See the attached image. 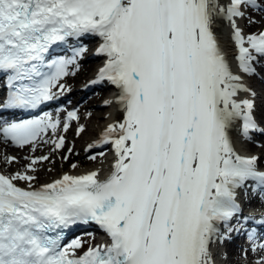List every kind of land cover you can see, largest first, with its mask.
I'll return each mask as SVG.
<instances>
[{"label": "snow or ice", "instance_id": "snow-or-ice-1", "mask_svg": "<svg viewBox=\"0 0 264 264\" xmlns=\"http://www.w3.org/2000/svg\"><path fill=\"white\" fill-rule=\"evenodd\" d=\"M256 12L264 16V0H0V73L10 90L0 108L56 99L53 89L63 93L60 81L76 60H48L50 50L93 35L107 60L92 83L116 86L124 113L103 135L116 154L103 180L99 171L66 174L35 189V176L0 174V264H216L214 247L237 231L240 196L264 195L259 157L241 156L232 139L233 131L264 134L259 95L245 82L264 79V31L246 34L240 24L256 23ZM225 24L239 73L218 34ZM75 119L76 111L67 114ZM60 125L46 113L0 122V136L24 147ZM244 220L264 228V217ZM92 223L109 243L86 251L79 238L62 244L65 230ZM248 240L264 250V233Z\"/></svg>", "mask_w": 264, "mask_h": 264}, {"label": "bare ground", "instance_id": "bare-ground-1", "mask_svg": "<svg viewBox=\"0 0 264 264\" xmlns=\"http://www.w3.org/2000/svg\"><path fill=\"white\" fill-rule=\"evenodd\" d=\"M240 23H241V21H240ZM258 32H260V31H258ZM218 34L220 35L221 39L224 42L225 51L228 54V59L232 65L233 71L238 73V71H239L238 61L235 59L238 52H237L236 47L234 46V44L232 43V41L229 38L230 29L225 24L219 29ZM86 36H88L91 39H92V37L95 38V40H91L89 42L86 41V42L81 44L83 50L85 49L88 52H91L89 57L93 60V62L87 64L86 67H87V69L91 70L90 72H91L92 76L84 84H80L79 82H81V80L76 79V78L73 81L68 80V81L64 82L63 85L66 88L74 87L73 91H71L69 93H66V92L60 93L57 91V98L55 100H59L61 102V101L66 100L67 98H69V101H71V103H69L67 101L65 103L63 102L64 106H63L62 110L59 112H56V111L52 112L54 110L51 109L52 115L56 117L55 119H59L61 122L63 121V119L66 120L67 114L69 112L73 111V110H71L73 108L72 106H75L76 109H74V111H76L77 115H78L80 112L79 110L81 108H83V106H85V104H87L89 102L90 96L96 92L95 89L90 88V83H91V81L96 80V78H98L99 70L101 69L102 66L105 65L106 60H107L106 56L97 54L98 48L102 44V39L98 36H93V35H85L84 37H86ZM245 82L247 84H249V81L247 80V78L245 79ZM259 83H261V82H259ZM252 84L253 85H251V84H249V85L259 95V107L257 109V113L259 115V114H262V110H263L262 107H264V102H262V100H263L262 99L263 98L262 92H264V90H263L264 87H260V86L258 87V88L262 89V92H260L257 87H254V86H257L258 84L253 83V82H252ZM105 85H108V87H110V86L114 87L115 92L113 94H109V95L105 96L104 100H102L99 103V106L97 107L96 110H92V109L88 110L86 112V115L83 116L82 118H80L79 121L72 120L71 122H69V125H71V126L68 127L67 131L70 130L71 134L73 133V135L66 138V141H68V143L71 145V147L74 148L75 151L77 150L78 153H80L81 155L86 156L87 154H90L92 152H97L100 155L97 156L96 159H91L88 161L82 160L77 164L76 167L69 168L68 170H63V169L58 168V167H60L59 165H57V168H55L54 170H51V171H49L48 169H43V171H41L39 173L41 174V176H43L44 181L41 185H39V188L41 186H43L44 184L53 183L55 180L61 179L66 174L72 175V176H79V175H85V174L92 172V171H99V173H100L99 178L101 180H103V179L107 178L108 175L112 172L113 165H114L115 160H116L115 148L110 143H108V144L102 143L103 135H104V132H105V130L109 124H112V123H115V122L122 120L124 113H123L122 107L117 103V97L119 95V89L107 81L105 82ZM106 88L107 87H102L99 89L101 90V89H106ZM99 89H97V90H99ZM109 91L110 90H107V92H109ZM104 95H105L104 93H96L95 99L99 98V97H103ZM78 96H80V99H77ZM242 98H245V97L242 96ZM73 102L76 103V105H74ZM106 102H108V103H106ZM75 123H76L77 127L83 126L84 129H87V131H88L87 135H83V134H80L79 131H75V128L72 127L75 125ZM60 128L63 129V126L60 125L59 129ZM59 129L57 131H59ZM52 134H53V131L51 129H49L43 138H46V136H51ZM241 136H243V135H241L238 131L232 132V139H233L234 148L238 154L243 153L241 150V148H242V142L240 141ZM64 144H65V142H64ZM97 145H100V146H97ZM8 146L9 147L13 146V147H11L12 149H9ZM259 146L263 147L264 143L260 144ZM25 147H27V146L18 147L16 145L9 144V143L5 142L0 136V163H2V166L4 167L3 169L6 168V170H8V171H10V170L12 171V170H14V169L16 170V168H20L22 166V164L16 163V165H14L12 163L14 166L11 167L10 162L8 161L7 157H5V155H7L8 152H13L15 155L18 156V159L23 157L22 160L29 163V164L32 162L33 159H37V158L41 157L39 149L29 151ZM14 149H16V150L20 149L19 153L17 154L16 151H12ZM103 151H105V152L102 153ZM108 151H110V153H108ZM21 152H23V153H21ZM42 161H39L37 164H41ZM91 161H93V162H91ZM258 164H262L264 166V156L262 154H261V156L259 155ZM35 165H34V168H35V171H37ZM249 204H251V203H249ZM238 229L241 230L242 226L240 227L238 225ZM93 237L96 238L94 240L95 242L93 245L104 244L107 242V240H103L101 238H98L95 235ZM221 246H222V244H221ZM230 246H232V245L230 244ZM230 246H227V247H230ZM213 251H214V255H215V259H216V264H226L227 262H231V260H233V258L228 257L222 251L218 250L217 245L214 247ZM231 252H232V249L230 247L227 254L229 255V254H231Z\"/></svg>", "mask_w": 264, "mask_h": 264}, {"label": "rangeland", "instance_id": "rangeland-1", "mask_svg": "<svg viewBox=\"0 0 264 264\" xmlns=\"http://www.w3.org/2000/svg\"><path fill=\"white\" fill-rule=\"evenodd\" d=\"M252 19L255 20L256 23L245 24V26H246V27L244 26L245 27L244 28L245 33L246 34H253V33H257L258 31H264V16H262L260 13L256 12V13L252 14ZM90 53L91 52H87L86 55L84 56V59L81 62L75 64V66L69 72V75L64 77L60 81L61 84H63L64 82H66L68 80L73 81L75 78L81 80V82H79L80 84H84L92 76V74L90 72L91 70L87 69V67H86L87 64L93 62V60L89 57ZM256 83L258 84L257 88L259 86L264 87L263 83H259V82H256ZM73 89H74V87L65 88V90L63 92L69 93V92L73 91ZM258 89L260 92H262V89H260V88H258ZM57 90H58V92H60L58 88H57ZM107 90L108 89H101V90L99 89L98 91H96L93 94L94 96L91 95L89 98V102L87 104H85V106H83V108H81L79 110L80 112L78 114V119H75V120L79 121L80 118H82L83 116L86 115V112L88 110H91V109L96 110L97 107L99 106V103L102 100H104L105 96L109 95L110 92H107ZM96 93H104L105 95L103 97H99V98L95 99ZM262 95H263L262 102H264V92H262ZM78 98H79V96L77 97V99ZM74 105H76V103H74ZM74 109H76V108H74ZM262 109H263L262 114H260V115H261V117L264 118V107H262ZM65 123H66V121H63V123L61 125L63 126ZM70 126L71 125H69V127ZM72 127L75 128V131H79V129H80V127H77L76 123ZM87 133H88L87 129H84L83 132H80V134H83V135H87ZM72 135H73V133L71 134L70 130L64 131V129L60 128L59 131H56L51 136H46V138H43L45 136V134H44V136L40 137V139L37 142H35L33 144L26 145L27 147H25V148H27V150L31 151V150L39 149L41 157L43 155L48 157V159L43 160L41 164L35 165L37 171H31L28 168L29 163L23 161L22 160L23 157L18 159V156L15 155L13 152H8V154L5 155V157H14L15 158L12 162H10V166L13 167L14 165H16V163L22 164V166L20 168L15 167L16 170L14 169L12 171L11 170L8 171V170H6V168L3 169L4 167L2 166V163H0V169L4 170L7 174H9L11 176L15 175L18 172L19 173H27L28 175L35 176L36 179L34 181H31L30 183H31L32 187L39 186L44 181L43 176H41V174L39 173V172L43 171V169H48L49 171H51V170H54L55 168H57V165H59L60 167H58V168L63 169V170H68L69 168H73V165L77 166V164L82 160L83 161L84 160L85 161L91 160V159H89V157L91 156L90 155L91 153L87 154L86 156L81 155L80 153H78L77 150L75 151V149L71 147V145L68 143V141H66V138H68L69 136H72ZM60 136L64 137L65 144L61 148H56V145L54 143H52V141L58 140V138ZM262 142H263V139H260V141L257 142V144H254V146L245 145V148H246V150L249 149V151H251L253 153L255 152L257 154V156H259V155L261 156V154L264 156V146L263 147L259 146L260 143H262ZM11 147H13V146H11ZM11 147H9V149H12ZM12 151H16V153L18 154L20 149L19 150L14 149ZM23 152H21V153H23ZM91 162H93V161H91ZM14 182L16 184L23 186V187L29 186V182L24 181V180H16ZM95 239L96 238H94V237L86 238L85 248L88 247L89 245H93L95 242L94 241ZM230 247H231L232 251H234L236 249L234 246H230ZM230 247H229V249H230Z\"/></svg>", "mask_w": 264, "mask_h": 264}]
</instances>
